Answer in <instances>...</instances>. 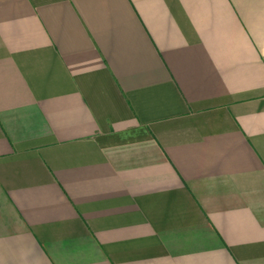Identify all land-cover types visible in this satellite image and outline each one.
Segmentation results:
<instances>
[{
  "label": "crops",
  "instance_id": "1",
  "mask_svg": "<svg viewBox=\"0 0 264 264\" xmlns=\"http://www.w3.org/2000/svg\"><path fill=\"white\" fill-rule=\"evenodd\" d=\"M0 264H264V0H0Z\"/></svg>",
  "mask_w": 264,
  "mask_h": 264
}]
</instances>
